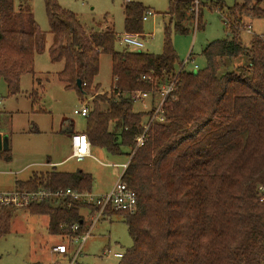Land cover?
<instances>
[{
	"label": "trees",
	"instance_id": "trees-1",
	"mask_svg": "<svg viewBox=\"0 0 264 264\" xmlns=\"http://www.w3.org/2000/svg\"><path fill=\"white\" fill-rule=\"evenodd\" d=\"M263 3L243 0L229 7L228 36L202 51L206 67L186 70L180 63L179 70L172 26L188 32L184 22L194 15V0H169L160 54L116 50L115 31L88 32L58 0H45L53 35L50 59L64 62L58 78L80 98H93L82 133L91 147L115 156L132 154L122 179L137 193V210L105 211L124 217L132 239L118 264H264V38L254 34L245 43L241 37L245 17L264 18ZM124 7L125 31L143 34L149 8L133 1ZM46 42L28 0L18 8L15 0H0V78L10 95L19 93L23 75L35 73L36 54L44 52ZM102 54L112 57L109 92L95 84ZM172 81L174 89L162 103L165 121L153 122L144 145L135 150L154 112L135 111L137 95L156 98ZM17 184L22 190L87 192L94 177L83 170L54 169ZM8 208L0 213V237L12 225ZM87 208L98 211L69 198L28 210L48 215L51 233L73 237L85 230L81 210Z\"/></svg>",
	"mask_w": 264,
	"mask_h": 264
},
{
	"label": "rangeland",
	"instance_id": "rangeland-1",
	"mask_svg": "<svg viewBox=\"0 0 264 264\" xmlns=\"http://www.w3.org/2000/svg\"><path fill=\"white\" fill-rule=\"evenodd\" d=\"M21 0H15L18 8ZM34 19L47 35L44 52L36 54L35 73L21 78L20 91L10 95L8 85L0 78V134L9 138L8 149L0 150V191L8 192L19 188L18 180H25L33 173L51 169L48 162L67 160L56 167L57 170H84L94 177L93 194L109 191L119 179L121 168L114 164L126 163L129 156H115L104 149H94L93 157L82 161L69 157L72 153L71 137L61 131L74 129L84 132L87 118L75 114L83 102L92 106L93 98H80L76 90L67 89L58 78L64 62L54 63L50 59L49 48L53 41L45 0H28ZM128 1L140 2L153 15L143 22L141 51L160 54L164 45V28L169 23V0H58L59 4L74 12L88 32L102 33L108 29L117 35L116 50H135L121 41L125 34L124 6ZM195 1V0H194ZM198 13L184 22L188 32L181 33L172 26L173 44L180 63H186V70L206 67L207 61L202 51L214 40L228 36L226 13L228 8L243 0H198ZM264 8V3L262 5ZM221 8V9H219ZM195 9L197 3L195 1ZM201 20L200 27L198 23ZM245 28L241 30L243 42L249 43L254 33L264 34V18H244ZM251 25L252 31L248 30ZM95 84L101 92H109L113 84L112 57L102 54L100 71ZM153 97V96H152ZM156 101L160 96H156ZM152 101V102H151ZM149 95L141 102H135V111H150L157 102ZM153 103V104H152ZM103 107H105L103 105ZM7 154L12 159L6 160ZM57 204V203H55ZM12 210V225L8 234L0 237V264H70L73 254L80 248V255L72 264H118L115 253L125 252L132 245L128 226L119 214L103 215L94 220L88 230L89 238L82 243L75 242L69 235L49 234L48 216L35 215L25 210ZM81 213L89 216V210ZM94 217V216H93ZM92 217V219H93ZM88 219V218H87ZM86 230V225L84 227ZM82 231L81 234L83 232ZM63 241L69 245L64 256L52 254L53 244Z\"/></svg>",
	"mask_w": 264,
	"mask_h": 264
},
{
	"label": "built area",
	"instance_id": "built-area-1",
	"mask_svg": "<svg viewBox=\"0 0 264 264\" xmlns=\"http://www.w3.org/2000/svg\"><path fill=\"white\" fill-rule=\"evenodd\" d=\"M195 1L197 3V9H195ZM194 1L193 12L197 10L198 13V4L199 1ZM153 15L152 10H148L147 13L143 16V20H147L149 16ZM251 25L248 26V30L251 33ZM263 37V35H261ZM122 43L127 47H133L135 50H141L144 48V42L141 40V36L135 33H128L125 34L120 38ZM186 63L182 64V68H185ZM195 68L197 69L198 66L196 65ZM175 81H172L167 86H164L162 92L160 93L161 99L156 101L157 103L152 107L153 115L149 117L145 124V129L142 134H140L136 138V147L135 150L144 145L146 139V133L150 127V125L155 122H164L165 118L163 117L162 113V103L168 93H170L174 89ZM146 94H138L137 101H143L145 99ZM136 101V102H137ZM75 114L81 115L83 117H87L90 113L89 103L88 101L83 102L81 109L75 110ZM72 142V153L70 155L71 158H75L78 161H82L87 157H93L91 144L86 134L78 132L72 135L71 137ZM134 150V151H135ZM133 151V153H134ZM132 154L129 157V161L126 163H118L114 164L121 168V173L119 176L118 181L114 185V187L106 192L101 194H93L92 191L87 192H79L72 188H66L61 190H50V189H39V190H22V189H15L13 191L8 192H1L0 191V213L4 208H16V209H28L34 204L42 203L46 200H56L61 198H69L73 201L80 202L86 206H95L98 208V211L94 213V223L98 221L103 215H105V211L107 209H112L114 211H123L134 213L138 207V198L137 193L135 190L130 188L122 179L128 165L130 163ZM264 191V188H260ZM73 232H77L79 230V225L75 224L72 226ZM91 234V230L87 229L82 234H76L75 236L71 237L72 240L75 242H79L80 240L85 242ZM52 251L57 254H67L69 252V245L67 243H59L52 247ZM81 251L80 248L76 250L73 254L71 263L72 264L80 255ZM114 256L122 259L124 256L123 252L115 253Z\"/></svg>",
	"mask_w": 264,
	"mask_h": 264
},
{
	"label": "crops",
	"instance_id": "crops-1",
	"mask_svg": "<svg viewBox=\"0 0 264 264\" xmlns=\"http://www.w3.org/2000/svg\"><path fill=\"white\" fill-rule=\"evenodd\" d=\"M249 26V25H248ZM251 33H254L253 31H252V29H251ZM254 34H256V33H254ZM259 35H263V38H264V34H259ZM35 62H36V59H35ZM146 95H148V94H146ZM149 97H151L152 98V100H153V103L156 101V99H155V97H152L151 95H149ZM138 102V101H137ZM152 102V101H151ZM152 103V104H153ZM62 133H65V132H63V131H61ZM75 133H78L77 131H73V133H69L68 135L70 136V137H72L71 135L72 134H75ZM82 133V132H81ZM71 147H72V143H71ZM94 149H100V148H94V147H91V150L93 151ZM70 157V156H69ZM67 160V158L65 159V160H61V161H57V162H51L50 163V161L48 162L49 164L47 165L48 167H51V169H48V170H45V171H40V172H35V173H38V174H41V173H45V172H49V171H51V170H57L56 169V167L57 166H59V165H62L65 161ZM117 167V166H116ZM57 171H61V170H57ZM84 171V170H83ZM61 172H68V173H70V172H76V171H65V170H62ZM85 172V171H84ZM88 173V172H87ZM34 174V173H33ZM32 174V175H33ZM91 174V173H90ZM31 175V176H32ZM31 176H29V178L31 177ZM29 178H27V179H25V180H21V181H26V180H28ZM113 187H114V185H113ZM112 187V188H113ZM111 188V189H112ZM110 189V190H111ZM109 190V191H110ZM108 192V191H107ZM102 193H106V192H102ZM101 194V193H100ZM13 209H15V210H25V211H29L28 209H16V208H13ZM87 210H89V216L90 217H86L84 214H82L83 215V217H84V221H85V225H86V227H90L91 226V224H92V222H93V219H92V217L94 216V214L92 213V211L89 209V208H87ZM29 213H31L30 211H29ZM31 214H33V213H31ZM35 215H40V214H35ZM43 216H48V215H43ZM88 218V219H87ZM49 225H50V218H49V216H48V224H47V230H48V232H50V230H49ZM88 225V226H87ZM88 229V228H87ZM50 235L51 234H55V233H49ZM59 243H65V242H63V241H59V242H57V243H55V244H53L52 245V247L53 246H55V245H57V244H59ZM52 247H51V251H52ZM52 254H54V255H58V256H64V255H67V254H57V253H54L53 251H52Z\"/></svg>",
	"mask_w": 264,
	"mask_h": 264
},
{
	"label": "water",
	"instance_id": "water-1",
	"mask_svg": "<svg viewBox=\"0 0 264 264\" xmlns=\"http://www.w3.org/2000/svg\"><path fill=\"white\" fill-rule=\"evenodd\" d=\"M77 85L79 88H82V81L80 79L77 80ZM74 129H66V130H63V132L65 133H73ZM7 150L9 149V138L7 135H1L0 134V150Z\"/></svg>",
	"mask_w": 264,
	"mask_h": 264
}]
</instances>
